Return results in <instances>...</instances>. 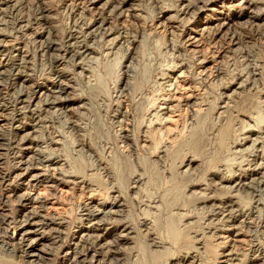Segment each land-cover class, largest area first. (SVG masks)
Listing matches in <instances>:
<instances>
[{"label":"rangeland","instance_id":"obj_1","mask_svg":"<svg viewBox=\"0 0 264 264\" xmlns=\"http://www.w3.org/2000/svg\"><path fill=\"white\" fill-rule=\"evenodd\" d=\"M112 2L0 0L2 9L14 7L8 15L0 12V38L6 53L23 65L19 76L24 78H0V103L14 101L33 83L43 85L11 124L25 126L23 148L4 160L5 167H13L22 157L28 164L23 167L34 168L40 177L30 180L36 184L32 189L25 180L15 195L0 183V242L17 236V218L30 209L16 195L37 192L45 208L41 213L56 223L62 219L59 241L42 240L50 247L46 264H61L73 237L86 232L78 213L83 205L93 199L107 211L110 198L119 196L123 204L112 209L119 215L99 216L111 232L106 240L128 226L129 238L120 241V264H174L187 255L184 264H221L219 254L232 245L240 253L235 262L248 263L242 249L264 245V227L251 222H264V0H127L119 10ZM100 7L104 13L94 14ZM102 16L109 20L101 34ZM223 19L230 22L223 33L238 29L248 38L220 52L219 42L204 37L196 47L185 43L188 33ZM253 32L258 35L249 37ZM46 38L60 49L46 50ZM85 46H90L87 55H76ZM53 81H62L68 100L51 92ZM11 105L0 109V120L13 118L19 105ZM6 123L0 121L10 128ZM36 155L57 162L33 164ZM189 157L192 168L184 165ZM239 173H248L243 182L258 189H227L234 182L220 180L232 181ZM138 175L142 181L132 188ZM209 183H215L212 190ZM211 195L215 200L201 201ZM227 198L242 211L233 225H251L223 247L222 239L209 232L222 227L211 217V203ZM144 221L161 248L151 246ZM0 264L27 263L0 246Z\"/></svg>","mask_w":264,"mask_h":264},{"label":"bare ground","instance_id":"obj_2","mask_svg":"<svg viewBox=\"0 0 264 264\" xmlns=\"http://www.w3.org/2000/svg\"><path fill=\"white\" fill-rule=\"evenodd\" d=\"M209 1H211V0H209ZM245 1L247 4L255 3V0H245ZM126 2H127V0H114V2H112V3H114L113 9L114 10L115 9L119 10L120 8L122 9V7L124 6V4H126ZM94 3H91L90 6L95 5ZM87 5H88V3H87ZM93 7L95 9V6H93ZM13 8H14L13 6H11V7L8 6V8L6 7L5 9L0 8V12H2V13L5 12V14L7 13L6 15H8V13L13 11ZM101 8L102 7H100V9ZM193 8L197 9V7L195 8V6ZM89 9H91V8H89ZM104 9H101L100 10L101 12L99 11V13H94V14L102 15L104 13ZM113 9L109 10V13H111V11H113ZM91 11H92V9H91ZM43 12H44V9L40 8L39 12L37 13L39 15V19L43 18ZM114 16H116V15H114ZM130 16H133V14H131ZM95 17H97V16H95ZM106 17L107 16H105V17L102 16V18H101L102 20L100 21L101 23L98 24L97 30L99 31V33L104 31V29H103V26L105 25L104 21L109 20V18H106ZM251 17H252V15H251ZM226 21H227L226 19H223V21L218 22L214 27L204 26L203 28L199 29L198 31H194L195 34L188 33L186 36V39H185V43H187L189 46L193 45L194 47H196L199 44L198 42L200 41V38L203 39V37H204V39L206 38L210 41L219 42L220 47H218V48H220L221 50H219L218 52H220L223 50H230V45L239 43V42L244 41L248 38L247 37L248 35L244 34L242 31L243 29H241V28H240L241 29L240 31H242V32H235V30H238V29H235L233 32L223 33L222 32L223 29L226 27L227 24L230 23L229 21H227V22ZM44 22H46V21L44 20ZM38 25H40V23ZM257 27H259V26H257ZM42 32L45 34H49V31H46L45 27L43 28ZM105 32H107V31L105 30ZM256 35H258V33L253 32L249 35V37L250 36L253 37ZM94 37H95V35H94ZM43 41L45 42L44 48L46 50H49V49L59 50L60 49L59 47L55 46L54 42H51L50 39L48 40L46 38V41L45 40H43ZM213 44H215V43H213ZM221 46H224V47L221 48ZM86 47H88V46H85V50L83 52L76 51V53H77L76 55H78L79 57L80 56H86L87 54H85V53L87 51H89L88 48L90 46L88 48H86ZM71 49H72L71 47L68 48L70 53L73 52V50H74V49L73 50H71ZM15 60H17V59L11 58V56L6 53L5 45L2 43V39L0 38V78H3L5 76V77H7L6 79H8V77L10 76L16 80L17 79L24 80V78L19 76V73L21 72L19 66L22 67L23 65H21L19 63L17 64V62ZM4 67H6V68H4ZM124 67H125V69L128 70L129 65H124ZM125 71L126 70H124L123 73H125ZM52 85H53V90L51 92L58 94L56 96L59 99L60 98L63 100L69 99V98H67V96H65L66 87L62 83V81H60V82H58V81L54 82L53 81ZM36 89H39V90L43 89V85L40 83H33L31 90H28V91L26 90L24 92L21 91L18 98L16 97V99L14 101L12 100V102L11 101L7 102V101L1 100L3 102L0 103L1 111L9 109L11 103H17V105H19L17 107L18 109H16V111L14 112L13 118L7 117L8 119L2 118L0 120V121L6 120L7 121L6 124H8V126H10V128H7L6 127L7 125H6L5 126L6 129H5V128H3L4 124L3 125L0 124V149L5 150L3 153L0 151V183L4 184V186H6V187L10 186V187H8L7 191H9L10 193H13V195L16 194V190L20 189L21 186L23 184H25V182H24L25 180H28L26 187H31V189H32L33 187L36 186V184L34 182H31L30 180L37 181L38 177H40V175L38 173H34V171H35L34 168L28 167V166L23 167L24 164H26V165H28V164L26 163L25 160L22 159V157L16 161V164H14L13 167H8V166L5 167L6 165L4 166V160L7 156V154H9L13 149H15L17 147L21 146V148H23V145L25 144V136H23L21 134V132L23 131L25 126H22V124H19L16 127H14V126L12 127L11 124L13 123V121H16V120L19 121V117L21 115L20 113H22L26 108L29 107V105L31 103V95L35 93ZM14 106H12V107H14ZM13 110H15V109H13ZM0 116H2V114H0ZM10 116H12V115H10ZM14 119H16V120H14ZM20 123H21V121H20ZM11 131L13 132V136L9 137L11 135ZM251 131L253 132V130H249L248 133H250ZM5 132H7V133H5ZM123 136H124V138L129 139L128 134H124ZM247 138H248V136L245 137V139H247ZM21 148H20V150H21ZM26 148H29V147H26ZM39 152L40 151H38V153ZM42 153H40V154H42ZM13 154H12L13 159L15 160L17 157V154H16V152H13ZM8 159H10V158H8ZM13 159H11V160H13ZM45 160H46L45 158H41V157L37 156V157L33 158V164L37 162L38 164H44L45 166L50 167V165H53L57 162L54 159H49L46 161ZM6 161H7V159H6ZM193 161H194L193 158L189 157L185 160L184 165L187 168H192L191 164ZM12 163H13V161H12ZM29 163H30V161H29ZM32 165H30V166H32ZM51 167H54V166H51ZM55 168H50V169L54 170ZM247 174L239 173L234 178V180H232V181L230 178H226V177H221L220 180L221 181L225 180L223 182H234V184L232 186H230V188H227V189H231V187L234 190H240V189H247V190L249 189L250 190L251 189V191L253 192L255 189H258V188H255L253 185L251 186L250 183L243 182L245 179H247V176H246ZM141 177L142 176L138 175L134 178L132 188H136L138 186V184L142 181ZM56 180H58V179H56ZM259 184L260 183L257 182L258 186H259ZM208 185H209L210 189L212 190L214 188L215 183L214 184L209 183ZM206 189H209V188H205L204 190H206ZM212 196L213 195L208 196V197H203L201 199V201L206 202V201H210V200H215L214 197H212ZM200 197H202V196H200ZM16 198H17L18 202H20L22 204L25 202H28L31 204V206H30L29 210L25 211L21 215L19 214V216L17 218L18 219L16 221L17 224H15L16 228L18 229L17 236L14 239H10L9 241L7 240L8 242L7 241H1L0 246L3 248L5 253H8V254L12 255L13 257H16L20 260L24 259V261L27 264H46L48 261V258L46 255H50L51 253L49 252L50 251L49 245L43 243L42 240L44 238L48 237V239H51V242L53 241V243L59 241L60 236L62 235L61 229L63 228L62 227L63 226L62 225L63 224L62 219H59L60 222L57 221V223H56L55 217L50 218L46 214L43 215L41 213V210H43L44 206H43L42 199L39 196V193H37V192L34 196H32L29 192L28 193H21V194L16 195ZM110 199L111 200L108 202L109 209L107 211L104 210L105 205L102 206L104 209L102 208V210H101V204H99V203L93 204V199H91L92 201L90 203L86 204L85 206L83 205L81 212H78V213H79V221H81L80 227H83L84 228L83 231H86V232L82 233L81 235H78L76 237L75 236L73 237L72 243L69 244V246L67 247V250L64 253V258L62 259L63 262L61 264H93V263H95V264H120V262H119V261H121L120 255L122 254V251H123V247L120 246V243L124 240L126 241L127 238H129L130 231L128 229V226L123 225V226H121L122 229L119 230L118 233H115L116 235L112 234L114 237L113 238L111 237V240L105 239L106 236L111 232H109V230L107 228H105V225H106L105 220L106 219L104 217H102V215L103 216H105L107 214L119 215L120 211H118L119 210L118 208L114 209V210H112V209L114 207H120L123 204V203H120L119 196H112V198H110ZM229 202H230V200H229V198H227L225 201L223 200V201L211 203L215 209V210H213L211 208L212 209L211 211H213V213H211L212 214L211 217L212 216L215 217V219L222 225V227L219 228V226H217V227L212 228L214 230L209 228L210 229L209 232L211 234V237H214V239H222L223 247L227 246V244L230 240L237 241V239H238L237 237H239L241 234L244 233L242 230V227L248 228V226L251 225L250 224L251 222L255 223L254 224L255 226L264 227V222H258L257 223L255 220H253L251 222L249 221L250 223L246 222L243 225L242 224L233 225V222L236 220V217L238 215H240L242 213V211L238 210L236 207H234L235 208L234 209L233 204H230ZM37 204H39V205H37ZM120 210H121V208H120ZM100 214H102V215L99 216ZM185 215L186 214H184V217H188ZM52 225H56V226H52ZM142 225L144 227L143 230L145 231V234L148 235V239L150 241L151 246L156 248V249L161 248L162 242L160 240H157L156 238H154L155 236L153 237L151 235V233H150L151 231L149 232V230H148L147 222L144 221ZM233 228H236V229L234 230ZM233 231H235V232L233 233ZM261 232L264 233V229ZM232 233L235 236V238H233V239L230 238ZM103 239L105 241H103ZM195 239L196 240H194V241L201 243L199 241V238L198 239L195 238ZM38 245H40V247ZM220 245H221V243H220ZM234 246L235 245H232L230 250L227 251L226 253L219 254V257H221L223 259L220 261L221 264H238L236 262H237V260L238 261L240 260V259H238V255H240V253L234 249ZM246 246H247V248L242 249L244 251L245 255H247V257H248V259H247L248 263H245V264H264V245L253 244V243L250 244L249 243ZM188 257H189L188 255L184 256L182 259L177 260L174 264H184L185 262H188ZM193 258H195V257H191L190 259H192V260H190V261H193Z\"/></svg>","mask_w":264,"mask_h":264}]
</instances>
